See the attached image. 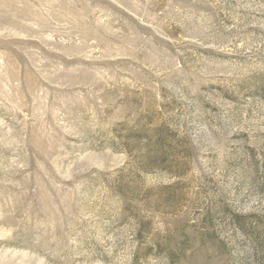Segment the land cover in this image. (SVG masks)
<instances>
[{"label": "rangeland", "instance_id": "374dc122", "mask_svg": "<svg viewBox=\"0 0 264 264\" xmlns=\"http://www.w3.org/2000/svg\"><path fill=\"white\" fill-rule=\"evenodd\" d=\"M0 264H264V0H0Z\"/></svg>", "mask_w": 264, "mask_h": 264}]
</instances>
